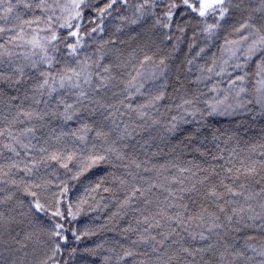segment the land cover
I'll list each match as a JSON object with an SVG mask.
<instances>
[{
  "label": "snow or ice",
  "instance_id": "snow-or-ice-1",
  "mask_svg": "<svg viewBox=\"0 0 264 264\" xmlns=\"http://www.w3.org/2000/svg\"><path fill=\"white\" fill-rule=\"evenodd\" d=\"M117 4L125 9L134 8L132 16L118 17L122 24L140 25L152 17L147 30H163L160 43H171L173 53L179 51L180 42L192 24L190 15L196 19L200 31L211 40L230 18L231 10L240 13L242 22L231 27V34L236 39L226 38L222 46L221 51L227 53V59L217 65L213 58L211 64L200 66V71L208 75L189 81L201 83L210 80L213 74L218 77L227 75V87L221 88L219 81L212 84L209 91L214 95L204 100V107L201 108L198 105L201 103L200 96L204 94L197 91L189 95L184 90L185 84L179 74L182 69L178 67L174 91L179 95L172 97L178 102L167 106V112L174 108L176 114L162 125L154 113L159 112L158 105L169 96L166 73L171 53L156 60V52L145 51L152 46V42H146L140 48L142 59H137L133 52L129 54V60L116 62L120 60V50L114 47L116 40H108L101 47L113 46L109 50L117 53L116 61L108 59V53L103 51L94 61L91 57L78 59L83 35L90 37L94 33H104L105 20L112 16L113 10L119 11L115 9ZM21 5L25 9L51 10L52 15L44 19L24 20L22 13L17 11ZM88 6L86 0H67L64 4L55 0V7L47 0H39L34 5L29 0H0V21L4 22L0 23V36L14 33L0 44V64L4 56L13 55L7 44L29 49L25 55L26 64L13 68L11 73L0 71V106L6 104L9 109H15L7 127L0 128V138L7 135L9 142L3 143V149L12 153L13 157H20V150L26 157H31L27 162L10 159L7 164L0 163V182L13 169L31 177L41 166L47 168L53 163L71 172L69 165L75 162L79 170L71 177L74 180L102 164H108L114 170L122 168L121 175H117L116 171L107 174L123 196L118 201V211L125 215V209L139 213L136 224L144 227L142 231L131 225L123 229L124 233H137V238L130 241L129 247L121 245V252L114 257L105 256L103 264H112L113 260L115 264H128L129 260L131 264H264V240L257 246V235L249 234L258 230L264 237V129H261L259 141L250 144L247 149L238 147L245 119L264 117V0H137L134 5L130 0H104L103 6L95 9L97 16L91 21L96 26L82 35L78 21L83 19V8ZM56 8H59L60 16H56ZM157 8H160L159 13ZM210 18L214 22L209 23ZM41 23L44 27H40ZM25 25L31 31H26ZM60 29H67V35L62 37ZM116 30L119 32L122 27L117 26ZM69 38L73 42L65 43V47L74 64L65 62L63 68L54 74L53 66L60 62L50 54V50L52 53L59 52L57 45ZM155 47L160 50L159 44ZM194 47L195 41L188 45V51L191 52ZM206 47H200L186 63L192 65L197 57L205 53ZM253 58L256 79L249 88L250 74L244 69ZM106 59L107 62L102 64ZM132 60H136L132 64L135 74L128 72L127 79L113 71L127 67ZM233 60L236 62L230 63ZM40 65H45L46 70L39 71ZM25 67L37 69L41 79L34 84L29 83L34 78L26 75ZM229 68H232L231 72ZM149 72L147 80L163 78L164 82L155 92L145 93L142 89L147 80L140 81ZM5 88L15 94L6 93ZM61 89H67L74 97L73 101L68 102L65 96H58L55 107L50 108L53 93H59ZM109 92L111 98L108 97ZM137 96L145 99L133 103ZM29 100L31 104L25 107V102ZM40 104H44L45 109L34 107ZM214 117L233 119L229 120L227 128H220L216 126L218 122H213ZM46 118L62 121L63 125L75 121L78 127L68 131L60 127L58 132L56 128H51L50 136L57 145L71 137L79 142L80 147L69 149L64 144L63 147L50 149L45 139L44 145L38 149L41 155L38 159L33 157L32 149L36 145L31 139L26 142L25 138H35L36 127H25L14 134L12 125L33 119L44 121ZM4 119L7 120V117ZM160 127L163 133L159 132ZM247 131L244 128V132ZM90 133L94 134L91 139ZM138 136L142 139L138 140ZM222 138L224 144L235 141L237 147L231 150L222 148ZM157 140L160 143L155 144L150 156L138 160V151L143 150L147 155L148 147ZM164 148L171 153L179 150L176 160L186 152L194 155L183 165L175 160L163 164L151 163V157L169 154ZM242 152L246 154L241 155ZM3 155L0 151V157ZM197 155L202 158L200 161L196 160ZM173 169L176 174L164 175ZM104 179L102 177L92 190L99 189ZM8 182L22 186L31 200L28 211L20 213L21 220L0 211V264H27L30 245H34V253L41 246L52 244V255L39 262L49 264L61 251L59 241L67 242L64 223L56 222L51 228H42L30 219L28 225L31 230H23V239L18 238L20 233L13 235L15 229L12 226L23 223V218L29 214L35 218L41 213L45 216L50 213L58 221L75 220L79 211L74 213L71 204H68L66 213L61 209L68 186L63 181L57 185L61 191L52 210V205L43 194L53 181L41 177L28 181L11 179ZM103 190L112 191L110 188ZM3 191L0 188V192ZM13 196L10 193L0 198V204L11 201ZM80 203L86 204L87 201ZM23 204L22 200L18 202V206ZM117 214L113 213L114 216ZM163 222H166V228ZM154 229L160 231L152 234ZM242 233L243 244H237ZM72 235L76 240L81 239L75 231ZM41 236H46L47 240H42ZM139 245L147 246L149 251H137ZM84 251L97 255L95 249ZM75 252L76 249H72V253ZM54 264L59 262L54 261Z\"/></svg>",
  "mask_w": 264,
  "mask_h": 264
},
{
  "label": "trees",
  "instance_id": "trees-1",
  "mask_svg": "<svg viewBox=\"0 0 264 264\" xmlns=\"http://www.w3.org/2000/svg\"><path fill=\"white\" fill-rule=\"evenodd\" d=\"M15 2V0H13ZM33 5L39 3V0H29ZM67 0H60L61 4L66 3ZM49 5L55 7V0H47ZM86 3L89 5L88 7L83 8V19L78 21L81 24V34L83 35L86 32H89L91 28L95 27L94 23L91 21L97 16L95 9L97 7H102L104 0H86ZM131 4L137 3V0H130ZM255 6V5H253ZM115 9H119V11L113 10L112 16L105 20V31L104 33H94L92 36L83 35V47L80 50L78 59L83 60L85 57H91L94 61L98 58L99 53L101 51L108 53V59H112L116 61L117 53L111 52L109 49L113 46L111 45H103L104 41L108 40H116L115 48L120 50V60L127 61L129 60V54L135 52L137 59H142V54L140 52V48L144 47L146 42H152L151 48H145V51L156 52L155 59L158 60L161 56L167 55L171 53V59L168 61L169 68L166 73V79L168 80V88L167 92L169 94L168 98L158 105L159 112L154 113V117L161 120V124H166L168 118L171 115L176 114V110L173 108L171 112H167V106L173 105L178 101H174L172 97L179 95L174 91L175 85V77L177 75V68L179 67L182 71L179 73L181 75L182 80L185 84V89L189 95L195 94L197 91L203 93L204 95L200 96L201 103L198 105L203 108V101L211 99L214 93L209 91V88L212 84L220 83L221 88L227 87V75L223 77L212 75L210 80H203L201 83H189V81H194L197 76H205L208 75L206 72L200 71L201 65H209L213 58L216 59L217 65H220L223 59H227V53H222V46H224L225 39H236L234 34H231V27L234 24H238V22H242L240 13L235 10H231L230 18L224 23V26L217 30L215 36L212 37L211 40H208L200 31V28L196 25V19L193 16H189V19L192 20L191 26L188 28L187 33L184 35L183 40L180 42L179 51L172 52L171 51V43L164 42L160 43V34L163 30H147L150 28V24L153 21L152 17H149L146 21H143L140 25H128L122 24V22L118 19L119 16H132L134 12V8L125 9L122 5L117 4ZM19 13H22V19L24 20H35L36 17H41L42 19L46 18L48 15H52V11L44 12L39 8L33 9H25L21 5L18 10ZM157 13L160 12V8L156 9ZM15 14V13H14ZM59 8H56V16H60ZM245 16L247 13L244 14ZM60 22H63L62 20ZM99 21L97 20V23ZM214 22L211 18L209 19V23ZM0 23H4L0 21ZM17 23H19L17 21ZM76 22H74L75 24ZM7 26V25H5ZM117 26H121L122 30L117 32ZM33 28L36 27L35 24L32 25ZM40 27H44L43 23L40 24ZM26 31H31L25 25ZM67 29H60L59 34L63 37L67 35ZM195 33V35H194ZM14 33H6L3 36H0V44L5 43L8 40L10 35ZM123 41V43H120ZM195 41L196 47L192 49L191 52L188 51V45ZM72 39L69 38L64 43H59L57 47L60 49L57 53H52L50 50V54L55 56L56 61H59V64H54L53 73L59 72L65 62L73 63L72 58L68 56V50L65 47V43H72ZM175 40H173V43ZM160 45V50L157 51L155 45ZM206 47L205 53H203L200 57H197L192 65H188L186 63L187 59H191L195 52L199 50L200 47ZM6 47L12 51L13 55L11 57L4 56L3 63L0 64V71H4L5 73H11L13 68L17 66H23L27 63L25 61V55L29 53V49L26 47H15L12 44H7ZM11 61V63H10ZM102 61L101 63H106ZM233 60L230 63H235ZM136 60H132L131 63L128 64L125 68L113 69L114 72L121 75L122 78L127 79V73L133 72L132 64H135ZM46 70L45 65L39 66V71ZM217 70L218 67H217ZM250 74L249 78V88H251L255 82L254 73L256 71V62L255 58L252 61H249L247 67L244 69ZM24 71L27 76L33 77L29 83H36L41 78L39 76V71L37 69H32L31 67H25ZM229 72L232 71V68L228 69ZM239 72V70H237ZM146 73L145 77L140 81L144 82L147 80ZM236 74V73H234ZM164 82V79L159 80H147L144 83V88L142 89L145 93L155 92L160 84ZM122 87V85L120 86ZM118 90V89H114ZM4 91L8 94L12 93L11 90L5 88ZM103 95V93H101ZM58 96H65L68 102H72L74 97L67 91V89H61L59 93H53V98L50 101L49 107H55L56 99ZM108 97L111 98V93L109 92ZM47 99V97H44ZM145 97L137 96L136 102H143ZM31 104V101L25 102V107H28ZM37 107L38 110L45 109L44 104H40ZM15 113V109H9L6 104L0 106V128L7 127L8 121L11 120L12 116ZM7 117V120L4 119ZM128 118L126 117L125 120ZM134 119V117H133ZM233 118L229 117H214L212 118L213 122L216 123L217 127L227 128L229 126V120ZM239 119V118H237ZM46 125V126H45ZM35 126L36 136L33 138L32 136H28L25 138L27 142L28 139H31L32 143L36 145L35 149H32V156L37 159L41 155L38 151L39 147L44 145L45 139H47V146L51 149L52 147H63L64 144H67L69 149L80 147L79 142L73 141L71 137L65 138L64 141L57 145L56 142L50 136L51 128H56L57 132L60 127H63L65 131H68L70 128L78 127V124L75 121L68 122L67 125H63L62 121L59 120H51L46 118L44 121L33 119L32 121H25L24 123H17L12 125V131L14 134L19 133L25 127ZM234 126V125H233ZM244 128H247V133L244 132ZM261 129H264V117H257L255 120L249 118L245 119V123L243 127L240 129L241 141L238 145L239 149H247L250 144L256 143L260 140ZM159 132L163 133V128H159ZM93 133L89 134V137L93 136ZM138 140L142 138L140 136L137 137ZM9 142L7 135L0 138V151H3L4 155L0 157V163L7 164L10 159H16L22 162H27L31 157H26L24 155V151H21L20 157H13L12 153L8 152L6 149H3V143ZM99 143V142H97ZM160 143L157 140L153 145L148 147L147 155L143 150L138 151V160H144L148 158L152 151L155 150V144ZM220 146L222 148H227L231 150L233 147H237L235 141H230L228 144L223 143V138L220 142ZM160 147H164L163 144H160ZM19 150V149H18ZM165 152H168V155H161L156 157H151V163L154 164H163L169 161H174L183 165L184 162L188 159H192L194 154L185 153L183 156H180L179 160H176V156L179 155V150L177 153L169 152L168 148H164ZM246 152H242L241 155H245ZM202 158L198 155L196 156V160L200 161ZM23 164H21V167ZM72 168L71 172L60 168L56 164H51L49 167L45 168L41 166L39 171L35 173L34 176H27L23 171H16L15 169L9 173L8 176L3 178V182H0V188H3L4 191L0 192V198H4L8 194H14L13 199L11 201H7L4 204H0V211L5 212L6 215L15 216L16 220H21L22 217L20 213L28 211V204L31 200V197L27 196L23 190L22 186L17 187L16 185L10 184L8 181L11 179H16L17 181L24 179L25 181L34 180L38 178H44L47 180L53 181V183L44 191V197L47 201L52 205V210L55 207V200L57 199V194L61 191L57 185H60L61 181L65 182L68 186V193L64 197V203L61 205V209L65 211L67 210L68 204L72 205L73 212L79 211V215L75 220L69 221H58L49 215L45 216L43 213L39 214L37 217L33 218L31 214L28 217L23 218V223L21 224H13V228L15 231L13 235L16 233H20L19 239H23V230H31L28 225V220H34V224L42 227V228H51L53 223L60 222L65 225V235L68 237L67 242L59 241L61 243V251L54 258V261H58L59 264H103V258L105 256H115V254L121 252V245L125 247L130 246V241L137 238V233L129 232L124 233L123 229L129 227V225L133 227H139L142 231L144 225H137L136 220L140 218V214L137 212H133L131 209H125L124 213H120L118 211V201L123 198L122 193L118 190L117 185L113 182L112 178L107 174L112 171H116L117 175H121L123 173L122 168L113 169L108 164H102L98 167L92 168L90 171L84 173L79 179H71V177L79 170L78 165L75 162L69 165ZM176 174L175 170H171L169 173H164V175ZM104 177L103 183L99 189L93 191L95 185L101 181V178ZM104 188H110L112 191L105 192ZM23 201V206H18L19 201ZM87 201V203H80L81 201ZM113 213H118L117 215H113ZM165 228H166V222ZM72 231H75L77 235H81L80 240H76L72 235ZM159 229L152 230V234H156ZM87 232V235H83V233ZM257 235V246H259L261 240H264V237L260 236L259 231L257 230L255 233H249ZM233 235H236L235 233ZM244 234H240L241 238L236 242L237 244H243L242 236ZM5 238H7L5 236ZM42 240H47L46 236H41ZM195 243V242H193ZM100 245L101 247H97ZM54 245L49 244L48 246H41L33 253L34 245H30L27 249L29 253L27 257V264H39L40 261L45 260L48 256L52 255V247ZM72 249H76V252L73 254ZM85 249H95L97 255H90L85 252ZM114 250V251H113ZM137 251H149L147 246L139 245ZM251 255V253H249ZM209 257H206L208 259ZM54 261H50L49 264H54ZM112 264H115V260L112 261ZM128 264H131V260L128 261Z\"/></svg>",
  "mask_w": 264,
  "mask_h": 264
}]
</instances>
